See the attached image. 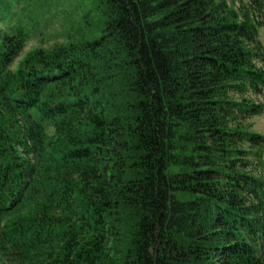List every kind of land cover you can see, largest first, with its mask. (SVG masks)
Segmentation results:
<instances>
[{
	"label": "trees",
	"instance_id": "obj_1",
	"mask_svg": "<svg viewBox=\"0 0 264 264\" xmlns=\"http://www.w3.org/2000/svg\"><path fill=\"white\" fill-rule=\"evenodd\" d=\"M263 26L264 0H0V264H264Z\"/></svg>",
	"mask_w": 264,
	"mask_h": 264
},
{
	"label": "rangeland",
	"instance_id": "obj_2",
	"mask_svg": "<svg viewBox=\"0 0 264 264\" xmlns=\"http://www.w3.org/2000/svg\"><path fill=\"white\" fill-rule=\"evenodd\" d=\"M60 28L59 24L58 23H55L53 27H49L48 31H47V44H50V43H53L56 38H55V34L54 32L55 31H58V29ZM260 36H261V40L263 41L264 43V26L260 29ZM40 42V40L38 38H34L32 39L28 46H26V51L30 48V47H33L35 45H38ZM25 51V52H26ZM254 123H255V130L256 131H259L261 133L264 134V113L263 115L261 116H257L253 119Z\"/></svg>",
	"mask_w": 264,
	"mask_h": 264
}]
</instances>
